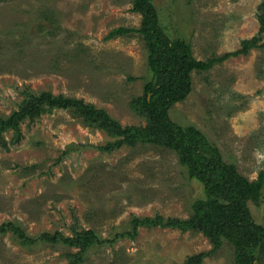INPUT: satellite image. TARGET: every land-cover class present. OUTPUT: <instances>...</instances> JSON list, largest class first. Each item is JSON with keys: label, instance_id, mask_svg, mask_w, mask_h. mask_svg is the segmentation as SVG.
I'll return each mask as SVG.
<instances>
[{"label": "rangeland", "instance_id": "374dc122", "mask_svg": "<svg viewBox=\"0 0 264 264\" xmlns=\"http://www.w3.org/2000/svg\"><path fill=\"white\" fill-rule=\"evenodd\" d=\"M264 0H154L160 26L184 40L199 61L237 52L259 34ZM133 0H0V119L30 111L43 93L84 100L104 109L123 128H145L130 107L149 78L142 36L114 39L120 28L137 30L142 16ZM264 34L247 56L231 57L208 72L192 74L186 101L171 120L194 126L225 163L254 182L264 171ZM132 78V79H130ZM116 138L84 125L70 109L26 116L0 136V226L16 222L31 238L72 236V228L96 230L103 240L131 232L134 217L190 219L203 187L190 180L177 155L156 144L97 147ZM7 147V148H6ZM260 204L249 203L264 226ZM210 253L203 264H234L201 233L139 228L115 243L96 246L74 264H183ZM77 249L49 242L25 248L13 231L0 234V264H69ZM258 264V262H257Z\"/></svg>", "mask_w": 264, "mask_h": 264}, {"label": "trees", "instance_id": "16d2710c", "mask_svg": "<svg viewBox=\"0 0 264 264\" xmlns=\"http://www.w3.org/2000/svg\"><path fill=\"white\" fill-rule=\"evenodd\" d=\"M154 0H133V11L142 16L141 27L137 30L120 28L112 31L107 39L138 33L142 36L148 53L149 78L144 85V93L132 99L130 107L147 120L145 128L125 127L112 118L104 109H97L84 100L54 96L43 93L32 98L30 111L15 112L8 119H0V136L7 130H17L19 123L28 115H39L54 109H70L83 120L86 127L105 131L116 138L97 148L110 154L122 146L136 147L139 144H156L175 153L190 180L203 187L204 198L193 204L190 219H164L134 217L131 232L115 236L113 240H103L96 230H84L79 225L72 228V236L61 233L52 236L47 233L39 239L29 237L16 222H6L0 226V234L13 231L18 242L30 248L39 242H49L60 247L77 249V254H68L69 264L84 259V254L105 243H115L128 235L136 238L139 228H170L182 232L196 231L203 234L213 245V251L221 248L224 240L234 249V264H264V226L255 222L249 203L260 204L264 187V171L254 182L243 176L233 164L225 163L217 148H213L204 134L194 126L183 127L170 118V110L178 103L186 101L192 92L194 72L210 71L216 64L231 57L247 56L260 45L264 34V3L257 15L259 34L243 40L240 50L208 61L197 60L191 47L184 40H171L162 30ZM264 46V44H263ZM132 79V78H130ZM7 148V147H6ZM210 253H199L189 257L183 264H203Z\"/></svg>", "mask_w": 264, "mask_h": 264}]
</instances>
